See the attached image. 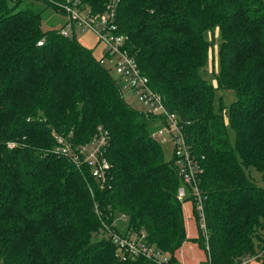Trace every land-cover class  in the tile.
<instances>
[{"label":"trees","instance_id":"16d2710c","mask_svg":"<svg viewBox=\"0 0 264 264\" xmlns=\"http://www.w3.org/2000/svg\"><path fill=\"white\" fill-rule=\"evenodd\" d=\"M65 1L0 0V264H160L119 254L103 233L115 212L178 264L192 198H178L177 167L151 136L163 117L125 101L110 67L61 34L66 23L42 28V12L65 15ZM107 2L77 5L101 14ZM114 22L198 165L199 264H240L264 246V187L246 172L264 179L263 0H116ZM215 29L214 86L203 71ZM217 88L235 91L228 106L215 105ZM100 135L102 182L79 152Z\"/></svg>","mask_w":264,"mask_h":264},{"label":"built area","instance_id":"2783aa9c","mask_svg":"<svg viewBox=\"0 0 264 264\" xmlns=\"http://www.w3.org/2000/svg\"><path fill=\"white\" fill-rule=\"evenodd\" d=\"M115 1L108 0L105 10L101 14H90L88 8L78 7L77 0H66L62 4L65 10L66 26L92 31L103 46V56L99 58L100 63L105 64L106 60L112 61L110 69H114L115 76L125 82L133 96L142 104L143 109L141 110L163 117L164 123L154 130L151 136L153 138L162 135L170 137L173 144L172 158L181 180L177 188L178 198L183 200L189 195L191 196L197 226L206 242L207 230L197 178L198 165L191 155L189 144L174 113L167 111L160 94L151 88L148 77L140 71L135 59L123 48V36L117 32L114 22ZM60 32L63 35H69V31L65 27ZM37 44H41V41H38ZM103 141L104 137L100 135L93 142L79 149L82 156L81 161L90 167L92 174L101 182L104 180V170L108 168V163L102 157L100 149ZM61 150L65 151L66 149L62 147ZM73 160L78 167L77 157H74ZM105 229L103 233L110 237L121 256H144L160 264H173L170 262L169 255L154 244L148 243L144 235L137 236L125 230L118 232L119 230L107 225ZM100 231L103 230L100 229ZM176 254L179 258L182 257L183 253L180 247L176 250ZM178 264H180L179 261Z\"/></svg>","mask_w":264,"mask_h":264},{"label":"rangeland","instance_id":"374dc122","mask_svg":"<svg viewBox=\"0 0 264 264\" xmlns=\"http://www.w3.org/2000/svg\"><path fill=\"white\" fill-rule=\"evenodd\" d=\"M264 2V0H263ZM66 20V16L59 12L54 11L51 8H47L42 12L41 15V25L43 29L48 28H60L63 26ZM65 27L68 26L65 25ZM75 38L84 45H88V47L93 48V54L96 58H98L102 54V45L97 41L95 34L90 30H81L79 27L75 28ZM204 36L207 37L211 41V49L209 50L207 61L204 66L203 75L204 77L211 82L214 86L216 85L215 74L219 69V61L217 58V48H218V38L219 32L217 29L214 30V33L211 34L210 31H205ZM106 65L112 66V61L105 62ZM111 73L115 75L114 69L111 68ZM123 97L125 101H127L132 107L136 109H143L142 104L133 96L127 88L125 87V83L122 81H117ZM221 96V102L228 106L230 102L235 98V91L231 88L225 89H215V105L217 106L220 102L219 97ZM229 137L231 142L234 140V134L230 127H228ZM161 146L163 156L165 159L170 160L173 157V144L170 140L169 136H158L155 138ZM247 174L260 186L264 187V179L262 173L255 169L254 167L246 168ZM182 208L184 212V220H185V231L189 237H195L198 233V227L194 220L191 203L189 200H184L182 202ZM113 225L116 227L118 232H124L127 226V220L122 218L118 212H115ZM262 244V243H259ZM262 246V245H261ZM260 246V247H261ZM260 247H258L260 249ZM183 248V259L185 264H197V261L204 260L206 258V252L203 248H201L195 241L191 238L187 239L186 242L182 244ZM262 264V262H260Z\"/></svg>","mask_w":264,"mask_h":264},{"label":"crops","instance_id":"0c3cea01","mask_svg":"<svg viewBox=\"0 0 264 264\" xmlns=\"http://www.w3.org/2000/svg\"><path fill=\"white\" fill-rule=\"evenodd\" d=\"M66 21V20H65ZM65 23V22H64ZM65 27V26H64ZM66 29H67V27H65ZM68 31H69V34H74L75 35V31H76V29L74 28V27H68V29H67ZM88 31V30H87ZM96 36V35H95ZM97 38V37H96ZM97 41H98V39H97ZM98 43H99V41H98ZM84 45V44H83ZM102 45V44H101ZM86 47H88V45H85ZM89 48H91V47H89ZM91 49H93V48H91ZM101 50H102V54L98 57V58H101L102 56H103V46H102V48H101ZM115 76V75H114ZM116 77V79H117V81H122L121 79H119L117 76H115ZM123 83H125L124 81H122ZM125 87H126V89L128 88V86L127 85H125ZM128 91L132 94V92L128 89ZM133 95V94H132ZM190 203H191V201H190ZM191 209H192V203H191ZM182 211H183V208H182ZM183 216H184V212H183ZM184 225H185V220H184ZM186 236L188 237V238H193V237H189L187 234H186ZM187 241V240H186ZM186 241H184V242H186ZM183 242V243H184ZM182 243V244H183ZM181 249H182V253H183V248H182V245L181 246H179ZM176 256H177V254H176ZM183 257H184V255L182 254V257L181 258H179L178 256L176 257L177 258V260L180 262V264H185V262H184V259H183ZM205 260V259H204ZM200 261H203V260H200ZM200 261H197L198 263L197 264H199V262ZM260 262H262V264H264V246L263 247H261L259 250H258V252L256 253V254H254V255H250V256H246V257H244V258H242V260H241V263L240 264H261Z\"/></svg>","mask_w":264,"mask_h":264}]
</instances>
